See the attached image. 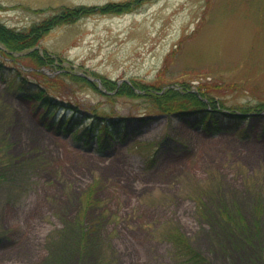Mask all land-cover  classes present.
I'll return each mask as SVG.
<instances>
[{
    "label": "rangeland",
    "instance_id": "obj_1",
    "mask_svg": "<svg viewBox=\"0 0 264 264\" xmlns=\"http://www.w3.org/2000/svg\"><path fill=\"white\" fill-rule=\"evenodd\" d=\"M124 1L0 0V21L27 30ZM37 47L44 64L25 49L10 78L0 71V264H186L175 229L210 264H264V0H140L55 26ZM14 68L86 120L124 127L101 146L46 127ZM137 81L246 114L215 132L160 110ZM133 83L137 96L119 91Z\"/></svg>",
    "mask_w": 264,
    "mask_h": 264
},
{
    "label": "trees",
    "instance_id": "obj_2",
    "mask_svg": "<svg viewBox=\"0 0 264 264\" xmlns=\"http://www.w3.org/2000/svg\"><path fill=\"white\" fill-rule=\"evenodd\" d=\"M136 1L140 0L108 2L101 6L81 5L80 7L73 8L64 7L59 13L47 19H43L27 30L9 27L0 21V43L4 45L6 48L5 51L9 54H5L4 50L0 49L1 76L3 78H10V73L5 69L7 67L6 65L13 61L18 63V59L12 55L14 51L29 49L28 55L34 58L36 62L44 64L42 62L46 61L47 56L46 54L43 55L40 53L37 45L42 36L55 26L73 23L81 16L94 12L107 13L126 10ZM18 66L20 67L22 64ZM14 69L19 72L17 74H20V76L12 80V85L18 86L24 93V96L27 98H35L39 102V105L44 107L43 114L49 117V122H45L47 127L56 128L58 131L70 134L78 139L86 137L85 140L87 143H89L88 140H90V137H93L96 139L98 145H100V143H102V145L109 144L116 135L113 129H118L117 131H120V129L124 127V121L127 119L126 117L120 118L121 120L116 118H110L108 121L105 119L99 120L102 122H97L94 118L86 120L87 112H83L69 101L66 102L56 96L50 95L46 86L27 79L26 76L22 75L18 70L20 68ZM105 83L108 86L112 85L108 81H105ZM138 84L141 85L139 88L144 90V94L156 102L160 110L164 112H178L181 113V115L196 114L198 118V120H196L197 124L215 132L221 128L228 127V125H234V118L241 119V117H245L246 114L239 116L233 110L223 113L220 109L216 108L217 101L214 100L213 97L210 96L208 98L209 100L204 101L200 98L202 94L191 90L190 87H184V90L180 91L173 85L160 87L155 83L148 84L138 82ZM138 84L133 83L129 86L125 84L119 91L130 94L131 96H137L134 94L133 89H135ZM57 109H61L59 114L56 112ZM95 117L99 116L95 115ZM125 136L126 135H121L120 137L125 138ZM144 153L146 152L144 151ZM151 156H153V153H151ZM168 238L176 256L182 258L186 264H210L206 256L195 249L189 239L180 230L175 229L169 231Z\"/></svg>",
    "mask_w": 264,
    "mask_h": 264
}]
</instances>
